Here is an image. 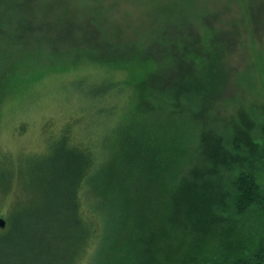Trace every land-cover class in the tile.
I'll list each match as a JSON object with an SVG mask.
<instances>
[{"label": "trees", "instance_id": "1", "mask_svg": "<svg viewBox=\"0 0 264 264\" xmlns=\"http://www.w3.org/2000/svg\"><path fill=\"white\" fill-rule=\"evenodd\" d=\"M41 32L46 49L37 44L20 71L40 56L50 67L108 60L127 69L136 103L107 149L72 143L67 129L48 142L43 158L31 157L47 200L32 209L19 202L3 218L0 264H77L88 248V264H264V148L248 133L245 115L238 114L240 123L232 118L224 136L211 137L205 124L197 136L202 162L187 142L179 150L173 141L163 143L160 123L147 127L142 118L182 119L178 103L198 95L192 112L204 124L209 92L227 86L220 51L227 45L213 51L183 35L149 43L151 50L148 43L132 46L131 56H94L97 43L73 41L65 26ZM4 73L0 98L11 87ZM131 126L138 127L133 135L126 133ZM149 200L183 203L175 215L151 218ZM213 230L226 242L211 243Z\"/></svg>", "mask_w": 264, "mask_h": 264}, {"label": "rangeland", "instance_id": "2", "mask_svg": "<svg viewBox=\"0 0 264 264\" xmlns=\"http://www.w3.org/2000/svg\"><path fill=\"white\" fill-rule=\"evenodd\" d=\"M64 26L73 41L97 43L92 46L94 56H131L132 46L148 43L151 50L149 43L183 35L213 51L227 45L229 51L220 50L227 86L209 92L212 102L201 112L204 124L192 112L200 102L198 95L178 103L182 107L176 112L184 109V120L174 116L161 123L142 117L143 123L151 127L158 121L163 143L173 141L179 150L187 142L192 158L202 162L197 136L205 124L211 137L224 136L231 119L240 123L238 114L243 113L248 133L264 148V0H0V71L11 84L0 98L1 218L19 202L32 209L47 200V187H42L31 157L43 158L51 139L68 129L72 143L93 145L96 152L102 146L107 149L136 103L127 69L108 60L88 57L79 65L62 62L50 67L47 57L40 56L42 61L29 62L20 71L37 44L46 49L41 31ZM134 129L138 127L126 133L133 135ZM97 155L103 159L101 152ZM174 161L179 164L181 159ZM19 162H24L22 167ZM182 203L149 200L147 213L151 218L175 215ZM209 237L213 244L226 242L215 230ZM90 250L77 264L89 263Z\"/></svg>", "mask_w": 264, "mask_h": 264}, {"label": "water", "instance_id": "3", "mask_svg": "<svg viewBox=\"0 0 264 264\" xmlns=\"http://www.w3.org/2000/svg\"><path fill=\"white\" fill-rule=\"evenodd\" d=\"M5 226V220L3 218H0V227Z\"/></svg>", "mask_w": 264, "mask_h": 264}]
</instances>
